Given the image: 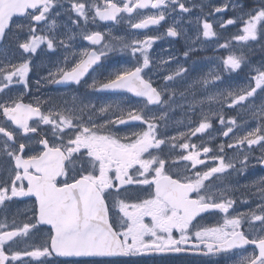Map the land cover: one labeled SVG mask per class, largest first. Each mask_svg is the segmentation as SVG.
<instances>
[{
  "label": "snow or ice",
  "instance_id": "1",
  "mask_svg": "<svg viewBox=\"0 0 264 264\" xmlns=\"http://www.w3.org/2000/svg\"><path fill=\"white\" fill-rule=\"evenodd\" d=\"M125 24L157 34L113 31ZM228 26L237 33L223 36ZM164 37L187 41L185 61L206 42L227 55L193 77L171 51L151 55ZM256 46L264 52V0H0V264H174L181 254L264 264V175L239 180L264 168ZM42 58L50 66L33 81ZM53 85L75 90L37 94ZM101 93L137 99L101 103ZM189 96L188 124L170 134ZM240 110L253 126L227 114Z\"/></svg>",
  "mask_w": 264,
  "mask_h": 264
},
{
  "label": "flooded vegetation",
  "instance_id": "2",
  "mask_svg": "<svg viewBox=\"0 0 264 264\" xmlns=\"http://www.w3.org/2000/svg\"><path fill=\"white\" fill-rule=\"evenodd\" d=\"M217 0H203L204 3H214ZM201 0H196V3H200ZM145 12H147L148 10H144ZM155 11V10H152ZM205 11H207V9H205ZM194 14L195 15H199L198 10H194ZM104 22H101V24H103ZM98 28L101 27V25L97 26ZM195 26L190 27V32L191 33H195ZM113 31L117 32V34L119 35H123L126 36L127 38H138V39H142L144 37V35H156V26H151L149 29H143V30H134L129 28L126 24L120 26L117 29H113ZM159 32L163 33L164 32V25L162 23V26H160L159 28ZM201 39L203 40L204 38L201 37ZM87 43V42H85ZM181 43H184V40H179L177 41L174 38H168V37H164L161 40L157 41L154 45L153 48L151 50V55L152 56H161L162 54H164V48H168V49H173L176 50L179 48V44L181 45ZM208 43V42H206ZM202 44L199 45L201 47H204V45L206 44ZM204 49H209L204 48ZM204 51H199L198 53H202ZM37 63L40 65V67L36 70V74L31 76V80H35L37 78L38 75L41 74H46L45 69L47 67H49L50 65L48 64L47 59L42 58L40 61H37ZM135 63L134 58L128 56L127 54H125L122 58H121V66H125V67H130L132 66V64ZM74 87H67V86H48L45 87L41 90L40 93H37L38 95L41 96H66L69 95L72 91H74ZM95 99H99L101 103H112V104H118V101L121 100L122 98H125L127 100H131L133 103L136 101L137 98H135L134 96H132L131 94L128 93H101L98 94L97 97H94ZM177 111V110H176ZM175 111V112H176ZM174 112V113H175ZM172 113V114H174ZM123 131H128L129 128L127 126H119ZM170 132V131H169ZM171 134V133H170ZM226 139V138H225ZM198 137H193V141H197ZM222 139L217 138V140H214L211 142V145H214L217 142H222ZM256 175H264V168H261L260 166H257L256 168ZM250 173V172H249ZM242 178H245V176L240 177V180ZM17 207H19L21 210H23L24 205L20 204V205H13L10 209V211L14 212L16 211ZM243 207H241V211H243ZM218 220H220V217H209L208 220L204 221V223H208V224H213L215 222H217ZM135 259V258H133ZM169 259H171L172 261H174L175 264H183V263H193V264H198V261L200 258L195 257V256H191V255H173L170 256Z\"/></svg>",
  "mask_w": 264,
  "mask_h": 264
},
{
  "label": "rangeland",
  "instance_id": "3",
  "mask_svg": "<svg viewBox=\"0 0 264 264\" xmlns=\"http://www.w3.org/2000/svg\"><path fill=\"white\" fill-rule=\"evenodd\" d=\"M219 3H221V0H217L214 2V4H219ZM217 15L219 16L220 14H217ZM231 15H232V13L229 12L225 18L230 17ZM208 19L211 20L212 17H208ZM193 26H188V32L190 35H194L193 33L190 32V27H193ZM214 29L218 32L221 31L220 29L216 28L215 24H214ZM237 31H238V29L235 26H228L227 30L222 32V35L225 37H228V36L236 34ZM186 44H187V41L184 40V43H181V45L179 44V48L176 50L168 49L166 47V48H164V54H162L160 57H167L169 54V51H171L176 56L180 57L181 63H183L185 66L190 67V71H191L193 77H197L199 75L205 74L207 70H209L211 67H214V62L218 63L220 57H226V55H227V52H225L222 49L219 51H213L212 49L215 47V45L211 42H208L204 45L203 48L208 47L209 49H205L204 52L198 53V54H197V52L191 53L189 59L187 61H185L183 56H182V53L185 50ZM249 58L251 61L254 62L253 64H258L259 62L264 60V52H262L260 50L259 46H256L255 51L250 53ZM232 83L233 84H242V83H244V78L240 77L236 80H233ZM191 99H192V97L189 96L188 100H178V103L185 105V109L182 110L180 108H177V111L174 114H170L171 120L173 122L174 121H184V123L183 124L170 123L169 131L171 133H174L176 131V129L185 130V125L188 124V120L184 116V111H186L188 101ZM257 99L259 100V97ZM125 101H128V100L125 98H122L121 100L118 101V104L123 103ZM227 114L229 116H237L238 120L243 119V120L247 121V123H245L243 125L244 128H248V127L253 126L254 122L251 120V117L246 113L245 110H240L239 112L232 111V112H229ZM197 119H198V114L192 116L193 124L195 123V121ZM214 129H215V133L218 134L220 131V126L216 125L214 123ZM207 135H208L207 133L204 134V136H206V137H207ZM198 136H199V134H198ZM217 138H220L222 140L225 139V138H222L219 136H217ZM254 172H255V170H252L243 181H240V183L243 184L245 182V180H251L254 177L261 176V175H256Z\"/></svg>",
  "mask_w": 264,
  "mask_h": 264
}]
</instances>
